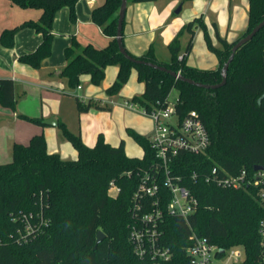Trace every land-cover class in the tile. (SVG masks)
<instances>
[{
	"label": "trees",
	"instance_id": "trees-1",
	"mask_svg": "<svg viewBox=\"0 0 264 264\" xmlns=\"http://www.w3.org/2000/svg\"><path fill=\"white\" fill-rule=\"evenodd\" d=\"M10 1L20 9H37L41 13L36 22L25 21L3 30L0 44L12 48L16 33L29 28L35 30L41 35L40 44L33 52L20 56L18 61L38 69L51 54V26L55 13L65 6L74 21L78 0ZM151 1L154 0H127L131 3ZM247 2V28L241 37L264 20V0ZM119 6L120 0H103L92 10L91 22L108 38V44L102 49L91 44L77 48L75 43L66 48V63L59 76L65 78L70 87L78 86L82 74L89 75L91 83L97 85L104 77L105 68L115 65L118 68L116 78L106 90L108 95H113L127 82L133 68L144 90L131 101L146 113L164 109L170 92L176 90V110L180 113L195 111L209 137L204 154L179 155L181 165L176 171L186 178L213 166L231 175L244 170L249 177L255 173L254 167L264 169V28L236 51L225 84L215 90H206L127 61L119 53L115 40ZM196 27L203 32L208 51L218 59L216 70L186 64ZM183 31L189 34L184 53L180 55L177 36L167 46L170 61L166 64L156 61L152 47L140 57L124 50L137 60L163 66L194 82L220 83V69L238 39L227 43L217 36L221 49L214 48L201 18L189 21ZM179 55L181 60H178ZM0 106L15 109L10 79L0 80ZM76 106L81 112L91 107L77 99ZM18 117L43 126L41 119ZM57 126L62 137L74 148L75 160H62L58 154L48 153L41 134L31 137L27 145L14 144L11 162L0 165V264H149L134 256L129 241V229L135 219L132 195L140 182L137 172L154 161L148 138L127 130L143 151L140 159L129 158L124 152L123 141L113 147L98 134L94 145L88 147L63 124L58 122ZM127 172L131 173L129 177L125 176ZM110 182L119 190L116 198L108 196ZM186 182L199 202L196 213L189 217L193 231L220 249L241 247L245 260L240 264H260L257 230L259 223L264 221V206L257 196L258 189L248 186L225 190L199 179ZM145 212L140 211V214ZM30 214L36 231L26 236L25 241H18V231L24 232L22 218ZM160 229L162 245L170 249L173 264H186L185 249L190 243L186 223L181 218L164 215ZM97 232L104 235L99 244H96Z\"/></svg>",
	"mask_w": 264,
	"mask_h": 264
},
{
	"label": "crops",
	"instance_id": "crops-1",
	"mask_svg": "<svg viewBox=\"0 0 264 264\" xmlns=\"http://www.w3.org/2000/svg\"><path fill=\"white\" fill-rule=\"evenodd\" d=\"M79 1L85 3L87 0H78L77 2ZM241 1L245 2H240L239 0H190L188 2L190 6L186 8V12L181 17L177 16V14L185 9L184 3H182V7L179 6L181 8L179 13H175L177 10L175 8L181 3V0H154L145 3L127 2L122 24L123 47L134 57L144 55L152 47L153 55L157 62L163 64L169 63L168 44L178 36L181 50L180 55H182L189 40V34L184 33L183 27L189 21L198 17L205 19L213 46L215 40L217 42V36L227 43L235 42L243 35L247 28L248 2L247 0ZM102 3L103 0L88 1L87 6L90 8L89 15L82 18L78 17L77 19L85 30L94 25L90 19L91 12ZM224 10L228 12L226 13V17L222 15ZM40 13L37 9H20L13 5L10 0H0V33L3 30L12 29L25 21L36 22ZM208 14H211V16ZM97 30L100 33L101 40L97 45L99 48H96L102 49L107 46L108 38L102 34L99 27H97ZM200 37V29H195L192 49L186 57V64L198 69L216 70L219 65L218 59L213 60L201 48L199 49L201 52H199V58L196 59L194 57L195 44L196 42L199 44ZM40 42L41 35L29 28L16 33L12 48H5L0 44V80L10 79L13 82L16 100L14 110L0 106V165L11 162V149L14 144L27 145L31 137L41 134L45 137L47 152L58 154L62 160H67L61 157L62 153H59L57 144H49V140L57 136L53 129L56 126H39L18 117L19 115H23L28 118L41 120L52 118L58 122L59 117L57 116L59 115V110H66L68 106L70 107L68 98L61 96V94H64L62 80L53 79L59 73L60 68L66 63V49L63 54L61 48H59L55 52L54 58L46 60L47 62H44L39 69H33L18 61L20 56L33 52ZM83 43L82 41L80 44L82 45ZM105 43L106 45L102 47ZM77 48L80 47L77 45ZM218 49H221V45ZM117 71V66L113 70H110L111 78L107 82V88L114 82ZM84 81L87 80L84 79ZM84 87V95L78 94V91L82 90L80 86L74 91L77 95L74 97L75 101L76 99L78 100V96L86 100L92 98L91 95L95 90L86 82ZM143 90L142 84L141 94ZM136 130L138 134L145 137L146 127L140 126ZM85 131L91 132L87 139L89 143L85 142L84 144L88 147L93 146L91 142H95L94 139H96L98 134L103 135L106 133V131L96 125L92 127V131L88 126L80 128V132L84 133ZM114 134L111 133L108 136V133H106L108 142H110L107 143L116 147L122 140L117 139L118 137L116 138ZM112 138L115 140H112ZM48 144L51 146L50 149ZM60 152L62 151L60 150ZM125 154L129 158L140 159L143 156V151L141 149L139 155L136 156L128 155L127 151H125ZM75 159L76 157L71 160Z\"/></svg>",
	"mask_w": 264,
	"mask_h": 264
},
{
	"label": "built area",
	"instance_id": "built-area-1",
	"mask_svg": "<svg viewBox=\"0 0 264 264\" xmlns=\"http://www.w3.org/2000/svg\"><path fill=\"white\" fill-rule=\"evenodd\" d=\"M178 56V60H181ZM177 100L168 101L164 109L142 113L149 116L154 127L148 140L154 151V161L137 172L140 182L132 195L134 223L129 229V241L134 256L149 264H173L172 253L162 245L160 224L164 215L181 218L189 229V245L185 249L186 264H240L245 260L241 247L220 249L198 236L189 224V217L199 206L197 197L188 186L187 180H201L207 185L225 190L243 189L253 186L258 189L257 196L264 206V172H255L251 177L244 170L231 175L216 166L192 173L188 178L177 173L180 168L179 155L199 156L209 146L208 133L195 111L180 113L176 110ZM129 109L132 104H125ZM130 172L125 173L129 177ZM108 196L116 198L118 188L110 182ZM146 211L140 214V211ZM33 216H23L24 232L18 231V241L36 231L30 220ZM259 263L264 264V221L258 225ZM25 234V235H24Z\"/></svg>",
	"mask_w": 264,
	"mask_h": 264
},
{
	"label": "rangeland",
	"instance_id": "rangeland-1",
	"mask_svg": "<svg viewBox=\"0 0 264 264\" xmlns=\"http://www.w3.org/2000/svg\"><path fill=\"white\" fill-rule=\"evenodd\" d=\"M88 1L89 0H87L85 3L83 1L77 2L74 9V14H75L74 21L70 19L69 10L67 7L63 6L57 10L51 26V32L53 33V39L51 42V54L49 55V57H47L41 62L39 68H41L44 62L53 59L55 52H57L59 48H61L64 54V50L68 47H71L74 43L78 45L80 48L84 47L87 43H91L95 47H98L97 45L100 43L101 37H100V33L97 30V27L95 25H92L89 27V29L85 30L81 25V22L79 23V20H77L78 17L82 18L83 16L86 17L87 15H89L90 8L89 6H87ZM189 1L190 0H181V3H179L176 6L175 10L179 6L182 7V3H184V8H185L181 13L177 14V16L181 17L184 14V12H186V8L190 6L188 3ZM239 1L245 2L241 0ZM222 13H223L222 15L226 17V13L228 12L224 10ZM211 14H213V12H211ZM211 14L208 15L211 16ZM247 19H248V14H247ZM201 20L206 27L207 25L205 24V19L201 18ZM196 29H200V28L196 27ZM208 32L209 31L207 30V34L209 36ZM184 33L188 35L186 31H184ZM82 41L84 43L81 45L80 43ZM219 44L220 43L218 42L217 39V42L215 40L214 43L215 47L213 46V44L212 46L218 49L220 48L221 45ZM105 45L106 43L102 47H104ZM200 48L202 49V51L204 50L205 52H207V54L211 56L213 60L217 59L216 56L213 55V53L207 51L208 49L206 47L202 31H201L200 42L199 44H197L196 42L195 50L193 52L194 57L196 59L199 58ZM64 65L60 68V70L64 67ZM115 67H116L115 65L107 66L104 71L103 79L97 85L92 84L89 75L86 74H82L79 76L78 79L79 84L76 87H70L68 81L63 77H60L59 73L55 77H53V79L62 80L64 85V92H63L64 94H61V96H63L64 98H68L70 103V107L68 106L66 110L65 109L59 110V115L57 116L59 117L58 122L60 124H63L71 134L75 136H79L83 144H85V142L89 143L87 139L91 134L90 131L88 132L85 131L84 133L80 132V128H84L85 126H88L89 129L92 131V127L96 125L97 127H100L102 130L106 131V133H108V136L111 133H115L114 134L115 137L116 138L118 137L117 139H121L124 142V152L127 151L128 155L136 156L139 155V153L141 152V148L133 140V138L127 133V130H132L138 133L136 130L138 127L140 126L146 127L147 130H145L144 135L147 138L150 135V132H152L153 130L154 122L149 116L142 113L141 108L138 107V105L132 103L131 101L133 97L141 96V89H142V83L138 82L136 79L135 69L132 68L130 70V74L127 82L122 86V88L117 93L113 95H108L106 93L107 90L106 88L108 85L107 82L110 81L111 78L110 70H113V68ZM84 79H86L87 81H84ZM85 82L88 83V85L92 87L95 91L91 95L92 98H90L89 100H86L85 98L82 99L81 97L78 96V100L82 104L89 103L91 106L87 112H81L77 109L76 101L74 99V97H76L77 95L74 93V91H76L77 88L80 86L82 90L78 91V94L81 93L84 95ZM177 97H178V93L176 90L173 89L168 96V101L170 103H173L177 100ZM114 102L115 104H113ZM125 104H132L133 108L129 109L128 107H126ZM53 129L56 132L57 136L54 137L52 140H49L50 141L49 144L50 145L57 144L59 153H62L61 157H64L67 160L74 159L76 157V152L72 147V145L62 137L61 129L58 126H56ZM106 133L103 134V137L105 141L108 142ZM112 140L115 139L112 138ZM94 143H95L94 141L91 142V145H94ZM50 145H49V149L51 148ZM60 150L62 152H60Z\"/></svg>",
	"mask_w": 264,
	"mask_h": 264
},
{
	"label": "water",
	"instance_id": "water-1",
	"mask_svg": "<svg viewBox=\"0 0 264 264\" xmlns=\"http://www.w3.org/2000/svg\"><path fill=\"white\" fill-rule=\"evenodd\" d=\"M126 6H127V0H120V6H119L118 13H117V26H116V37H115L119 53L127 61H129V62H131L133 64L145 65V66H147L149 68H152V69H154L156 71L166 73L167 75H169L170 77L174 78L175 80H177L179 82H183V83H186V84L198 87V88L206 89V90H215V89H218V88L222 87L225 84L227 70H228L229 64L233 60V57H234V54L236 53V51L241 46H243L244 44L249 42L260 29L264 28V20H262L257 26H255L251 30V32H249L245 36L239 38L235 42V44L232 46L228 59L223 64L222 68L220 69L221 82L218 83V84H215V85H206V84L197 83V82H194V81H192L190 79H187V78L183 77L181 74L176 73L174 71H171V70H169V69H167V68H165L163 66H159V65L147 63V62H144V61H140V60H137V59L129 56L127 54V52L124 50V48H123L122 35H121L122 34V24H123V19H124ZM180 9L181 8L178 7L177 10L175 11V13H179ZM42 123H43V125H46V126H57V124H58V122L56 120L52 119V118L43 120ZM261 171H264V169H262L259 166L254 167V172H261ZM103 239H104V235L101 232H97L96 244H99Z\"/></svg>",
	"mask_w": 264,
	"mask_h": 264
}]
</instances>
